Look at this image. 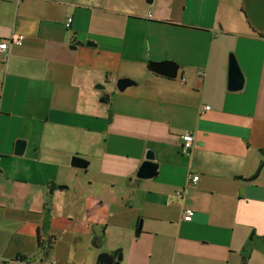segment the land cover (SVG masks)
Wrapping results in <instances>:
<instances>
[{
	"label": "crops",
	"instance_id": "1",
	"mask_svg": "<svg viewBox=\"0 0 264 264\" xmlns=\"http://www.w3.org/2000/svg\"><path fill=\"white\" fill-rule=\"evenodd\" d=\"M0 40V264H264V0H0Z\"/></svg>",
	"mask_w": 264,
	"mask_h": 264
},
{
	"label": "water",
	"instance_id": "2",
	"mask_svg": "<svg viewBox=\"0 0 264 264\" xmlns=\"http://www.w3.org/2000/svg\"><path fill=\"white\" fill-rule=\"evenodd\" d=\"M148 4L152 2V0H146ZM236 57L231 55V57L228 59V88L230 90H236V89H241L242 84H243V76L242 72L240 70L239 64L235 59ZM148 68L152 70L153 72L159 73L162 76H166L169 78H174L176 75V72L178 70L177 65L170 60H165V61H151L148 64ZM133 84L132 81H130L128 78H122L117 81V86L116 88L118 90H122L125 86H130ZM98 89H103V86L96 85ZM100 100L102 102L108 101V95L104 94ZM25 146V141L20 139L16 141V145L14 147V152L17 155H20L23 151V148ZM259 152L261 156L263 157V160L260 164V168H258L257 173L255 174L254 178L257 177L260 169L264 166V146L259 149ZM145 160L142 161L141 165H139L136 176L137 177H142V178H151L152 176L156 175V165L157 163L155 162V155L152 150H147L145 154ZM86 161L83 159H80V157H74L72 159L71 165L73 166H80L83 167L85 165ZM0 172H2L0 168ZM141 228V221L137 220L135 223V228L134 232L135 234L139 233V229ZM121 258V254L118 253L117 256H112L108 253H101L98 258H96L95 264H117L118 261Z\"/></svg>",
	"mask_w": 264,
	"mask_h": 264
},
{
	"label": "built area",
	"instance_id": "3",
	"mask_svg": "<svg viewBox=\"0 0 264 264\" xmlns=\"http://www.w3.org/2000/svg\"><path fill=\"white\" fill-rule=\"evenodd\" d=\"M149 16V14H148ZM71 22V18L68 16L66 18L65 21V25L69 26V23ZM21 35L16 36V38L14 39V41L16 43H18L20 41ZM8 51V42H6L5 40H0V53H2L4 56H6V53ZM205 108H208L207 105H205ZM181 148H182V153H188V151L191 150L192 148V142H193V136L191 134V132H186L183 135H181ZM0 160H1V155H0ZM199 179L198 174H190L187 177V182L189 185L190 184H194L195 182H197ZM176 195L178 197H182L183 196V191L182 190H178L176 192ZM194 214V210L192 208L184 207L183 209V213H181V218L182 220L185 221H190L192 219V216ZM25 264H43L41 260H32V261H28Z\"/></svg>",
	"mask_w": 264,
	"mask_h": 264
},
{
	"label": "trees",
	"instance_id": "4",
	"mask_svg": "<svg viewBox=\"0 0 264 264\" xmlns=\"http://www.w3.org/2000/svg\"><path fill=\"white\" fill-rule=\"evenodd\" d=\"M101 237V238H100ZM97 236V237H95V239H94V244H97V245H99L102 241H103V237H102V235L101 236ZM50 247V246H49ZM18 262H16V263H14V262H12V263H3V264H21V261H25V262H28V261H26L25 259H22V258H17L16 259Z\"/></svg>",
	"mask_w": 264,
	"mask_h": 264
},
{
	"label": "rangeland",
	"instance_id": "5",
	"mask_svg": "<svg viewBox=\"0 0 264 264\" xmlns=\"http://www.w3.org/2000/svg\"><path fill=\"white\" fill-rule=\"evenodd\" d=\"M101 253H102V252H101ZM101 253H100V254H101Z\"/></svg>",
	"mask_w": 264,
	"mask_h": 264
}]
</instances>
